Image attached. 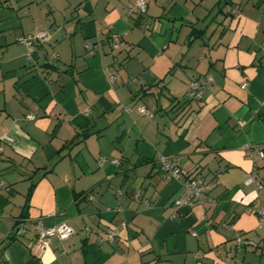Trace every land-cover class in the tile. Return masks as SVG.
Returning a JSON list of instances; mask_svg holds the SVG:
<instances>
[{"label": "crops", "instance_id": "crops-1", "mask_svg": "<svg viewBox=\"0 0 264 264\" xmlns=\"http://www.w3.org/2000/svg\"><path fill=\"white\" fill-rule=\"evenodd\" d=\"M135 3L0 0V92L18 102L0 118L14 137L0 150L2 264H264L249 210L264 188L246 182L264 184V156L244 149L264 151V0ZM205 75L204 98L187 99ZM188 176L207 200L177 207ZM38 222L75 232L42 251Z\"/></svg>", "mask_w": 264, "mask_h": 264}, {"label": "built area", "instance_id": "built-area-1", "mask_svg": "<svg viewBox=\"0 0 264 264\" xmlns=\"http://www.w3.org/2000/svg\"><path fill=\"white\" fill-rule=\"evenodd\" d=\"M147 5H148V0H136L135 8H137L141 12H145L147 9ZM46 36H47L46 31H40L29 34L26 37H21L20 41L26 43L27 45H32L36 39L42 41L46 38ZM211 81L212 79L208 75L201 76L195 80H191L187 88V97L191 100H202L204 98V90L209 86ZM138 110L142 115L148 117H153L155 115L154 113L155 109L148 107L146 104H140L138 106ZM27 117L29 119H35V114L31 113ZM13 142H14V137L10 135L0 136V150H2L3 145L5 143H13ZM244 149L247 152H249L251 156H255V155L264 156L262 145L259 146L247 145ZM105 161H107V158L101 156L99 162L103 163ZM112 162L117 164L118 160L114 159L112 160ZM162 168L166 172H170L174 177H181L183 175L181 168L170 159L164 158L162 160ZM246 182L247 184L251 182H256L259 189L264 188V184L260 181H257L255 178H250ZM0 188L5 190L9 189V187L6 186L1 179H0ZM205 188H207V185L204 183L202 177L192 178L191 176H188L183 184V191L181 195L175 201V205L177 207L192 206L194 204L202 203L206 201L207 199L203 197ZM249 210L257 213L259 219V226L264 225V198L258 205L250 206ZM36 227H37L36 242L42 251L47 248L50 241L54 237L60 240H65L69 238L71 235H73L75 232L74 228L66 223H61L55 226H46L42 222H38ZM118 235L119 234L116 229H109L107 232L106 239L113 242ZM235 240L237 246H241L245 242L244 239L239 234L237 235Z\"/></svg>", "mask_w": 264, "mask_h": 264}, {"label": "rangeland", "instance_id": "rangeland-1", "mask_svg": "<svg viewBox=\"0 0 264 264\" xmlns=\"http://www.w3.org/2000/svg\"><path fill=\"white\" fill-rule=\"evenodd\" d=\"M207 2H209V1H207ZM206 8L204 7V9H206ZM205 14L206 13H203V15H205ZM209 18L207 19V22L209 21ZM27 57H29V55H27ZM187 99H189V98L187 97ZM17 103L18 102L14 98H12L11 95H9V92L7 94L0 92V118H8V117H6L7 116L6 114L9 112L8 109L17 108V106H18ZM6 107L8 109H6ZM260 173H263V172H260ZM252 214L257 217V213L256 212L252 211ZM241 237H243V235Z\"/></svg>", "mask_w": 264, "mask_h": 264}, {"label": "trees", "instance_id": "trees-1", "mask_svg": "<svg viewBox=\"0 0 264 264\" xmlns=\"http://www.w3.org/2000/svg\"><path fill=\"white\" fill-rule=\"evenodd\" d=\"M201 32H202V30L197 29L196 27H193V28H192V31H191V33H190V36H189L190 39L193 40V39H195V38H198V37L200 36ZM87 134H88V131L86 130V131L81 135V137L84 139V138L87 136ZM71 143H75V141H72ZM186 174H188V173H186ZM34 185H35V183H33V184L30 186L29 190H28L27 197H26V202H25V205H24V208H25V209H27L28 206H29V201H30V197H31V195H32L33 189H34ZM0 263L2 264V261H1V260H0Z\"/></svg>", "mask_w": 264, "mask_h": 264}]
</instances>
